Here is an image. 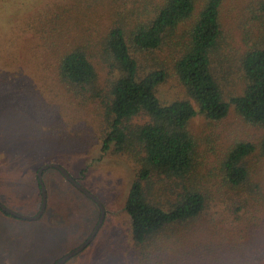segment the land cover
<instances>
[{"label": "rangeland", "instance_id": "374dc122", "mask_svg": "<svg viewBox=\"0 0 264 264\" xmlns=\"http://www.w3.org/2000/svg\"><path fill=\"white\" fill-rule=\"evenodd\" d=\"M156 2L5 0L0 6V204L20 215L36 216L42 200L37 173L43 166L56 164L92 194L104 211L94 240L65 264L181 261L177 255L167 256L171 250L162 251L158 261L150 254L147 257L132 241L124 205L142 167L141 149L132 142L121 152L101 153L109 125L106 107L110 83L117 77L105 51L106 37L112 28L119 27L129 41L135 28L151 16ZM47 9L62 16L54 30L46 28V21L43 26L33 24ZM223 25L220 56L213 58L212 66L225 99H229L242 94L244 83L237 62L246 48L264 38V17L253 20L242 8L232 7L224 10ZM179 31L165 39L156 51L141 53L131 48V52L138 62L140 78L154 71L165 72L166 79L156 91L162 104L187 100L197 109L175 73V64L185 48L182 34L186 31ZM69 48L83 52L93 66L97 75L93 90L84 93L61 80L59 60ZM148 121L146 115H140L125 126L130 133ZM187 129L195 144L191 177L178 181L155 175L148 185V201L165 209L177 201L181 188L198 187L203 179L213 190L223 188V162L231 147L238 142L257 146L264 134L263 127L244 123L232 107L228 116L217 122L198 113ZM247 162L252 180L264 184V160L256 152ZM42 182L46 208L39 220L20 221L0 213V264H54L81 246L98 224L99 206L67 182L58 170L43 171ZM225 188L222 200L230 202L233 197L238 200V194ZM206 212L191 224L200 236L186 229L167 232L169 246L176 247L177 254L181 255L182 246L203 242L204 235L213 240L211 245L217 244L221 237L228 239L234 235L224 224L204 233L212 216L220 224L228 223L231 215L228 210L222 211L215 199L208 201ZM33 233L39 234L40 254L36 252L39 246L28 241ZM172 237L178 241L173 242Z\"/></svg>", "mask_w": 264, "mask_h": 264}, {"label": "trees", "instance_id": "16d2710c", "mask_svg": "<svg viewBox=\"0 0 264 264\" xmlns=\"http://www.w3.org/2000/svg\"><path fill=\"white\" fill-rule=\"evenodd\" d=\"M4 3L5 0H0V6ZM232 7L242 8L253 20L264 17V0H157L150 10L151 16L135 28L129 41L119 27L112 28L106 37L105 51L116 68L117 77L110 83L106 107L109 125L101 153L121 152L132 142L141 149L142 167L129 189L124 210L130 220L135 247L157 261L162 251L171 250L167 256L170 253L180 257L181 261L175 259L178 264H264V184L252 180L247 162L256 152L264 160V134L257 146L238 142L231 147L223 162V188L213 190L204 179L198 187L184 186L169 209L148 201L146 194L155 175L178 181L191 177L195 144L187 128L198 113L217 122L226 118L232 107L244 123L264 128V38L246 48L237 62L244 83L241 95L225 99L212 66L213 58L220 56L218 51L225 30L224 10ZM61 20V15L47 9L33 24L43 26L46 21V28L54 30ZM179 30L186 31L182 34L185 48L175 64V73L197 109L187 100L162 104L156 91L166 79L165 72L154 71L140 78L138 62L131 52V48L141 53L156 51L165 39L181 32ZM59 76L69 87L84 93L93 90L97 81L93 66L78 49L69 48L63 53L59 60ZM140 115H146L149 121L129 133L126 123ZM36 182L40 190L38 179ZM225 186L238 194V200L234 197L230 202L221 199L226 193L223 192L227 189ZM211 199L222 206V211L231 213L230 221L218 224L212 216L203 232L224 224L234 235L217 239L215 245L204 235L201 247L194 245L203 242L182 246L181 255L177 254L176 247L169 246L167 232L193 231L191 224L206 212ZM0 213L25 221L1 209ZM35 234L28 241L39 246L36 252L40 254L42 244L38 242L39 234ZM193 234L200 236V232L193 231ZM172 241L178 240L172 237Z\"/></svg>", "mask_w": 264, "mask_h": 264}, {"label": "water", "instance_id": "95a60500", "mask_svg": "<svg viewBox=\"0 0 264 264\" xmlns=\"http://www.w3.org/2000/svg\"><path fill=\"white\" fill-rule=\"evenodd\" d=\"M56 169L58 170L62 176L64 177V179L69 182L70 184H72L79 192H81L82 194H84L87 198L91 199L92 201H94L100 208L101 214H100V218L98 221V224L95 226L94 230L92 231V233L90 234V236L88 237V239L78 248L70 251L69 253H67L65 256H63L60 260H58L55 264H65L69 259H71L72 257H74L76 254L82 252L95 238L96 233L98 232L103 218H104V211L99 203V201L92 195L90 194L88 191H86L80 184H78V182H76L62 167L56 165V164H49L46 166H43L42 168H40V170L37 173V179L40 185V190H41V196H42V200H41V205H40V209L39 212L37 213L36 216L34 217H29V216H24V215H20L17 214L15 212H13L12 210L4 207L2 204H0V209L5 212L8 215H11L17 219H22L25 221H37L40 219V217L42 216V214L45 211L46 208V192H45V188L42 182V173L43 171L47 170V169Z\"/></svg>", "mask_w": 264, "mask_h": 264}]
</instances>
